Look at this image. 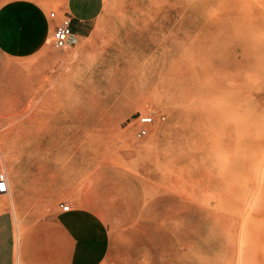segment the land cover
Returning a JSON list of instances; mask_svg holds the SVG:
<instances>
[{"label": "rangeland", "instance_id": "rangeland-1", "mask_svg": "<svg viewBox=\"0 0 264 264\" xmlns=\"http://www.w3.org/2000/svg\"><path fill=\"white\" fill-rule=\"evenodd\" d=\"M61 1L39 0L46 43L0 56V204L14 209L15 153L63 178L15 215L92 210L109 236L101 264H264V0H103L92 34L56 49Z\"/></svg>", "mask_w": 264, "mask_h": 264}, {"label": "crops", "instance_id": "crops-1", "mask_svg": "<svg viewBox=\"0 0 264 264\" xmlns=\"http://www.w3.org/2000/svg\"><path fill=\"white\" fill-rule=\"evenodd\" d=\"M61 4L54 25L61 16H68L72 43L88 38L102 12L103 0H62ZM50 25L39 0H8L1 4L0 56L24 52L22 48L31 46L26 38L45 39L46 43L50 37L47 36ZM2 119H5V113L0 114ZM5 130L3 121L0 125L1 165H5ZM7 166L19 173L21 185L13 200L14 209L11 201L0 204V264H101L107 256L109 236L102 219L92 210L70 206L69 211L63 212L60 202L48 217L34 226L30 225L29 217L15 215L18 208L24 205L27 194L36 190L37 184L63 182V178L55 179L52 174L53 178L49 179L50 173L45 170V164L15 153ZM17 222L28 230L20 238L16 232Z\"/></svg>", "mask_w": 264, "mask_h": 264}, {"label": "built area", "instance_id": "built-area-1", "mask_svg": "<svg viewBox=\"0 0 264 264\" xmlns=\"http://www.w3.org/2000/svg\"><path fill=\"white\" fill-rule=\"evenodd\" d=\"M49 17L52 20L57 19V13L51 11ZM52 46L56 49H64L69 44L72 43V33L70 29V19L68 16H61L57 23L53 26L52 29ZM138 129L135 133L137 138H142L147 135V127L151 125L154 121L151 115L138 116ZM0 184H3L4 187L0 188V195L7 193L8 183L7 177L3 171L0 172ZM59 207L61 211L66 212L71 209L68 204L60 203Z\"/></svg>", "mask_w": 264, "mask_h": 264}, {"label": "bare ground", "instance_id": "bare-ground-1", "mask_svg": "<svg viewBox=\"0 0 264 264\" xmlns=\"http://www.w3.org/2000/svg\"><path fill=\"white\" fill-rule=\"evenodd\" d=\"M213 10V9H212ZM263 10V9H262ZM214 12V11H213ZM238 17V16H237ZM254 78V77H253ZM252 79V78H251ZM250 79V80H251ZM255 84V83H254ZM253 94V93H252ZM253 97V96H252ZM255 97V96H254ZM255 99V98H254ZM259 100V99H258ZM254 101V100H253ZM258 102V101H257ZM260 103V101L258 102V104ZM264 105V104H263ZM243 122V121H242ZM245 122V121H244ZM165 128H163V130H164ZM162 130L161 129H157L156 131H155V133L153 134V138H152V140L149 142V143H147L146 145H144V147H148V146H150V144H152V142L154 141L153 139H154V137H157L159 134H160V132H161ZM7 183H8V191H11V185H10V182H9V180L7 179Z\"/></svg>", "mask_w": 264, "mask_h": 264}, {"label": "snow or ice", "instance_id": "snow-or-ice-1", "mask_svg": "<svg viewBox=\"0 0 264 264\" xmlns=\"http://www.w3.org/2000/svg\"><path fill=\"white\" fill-rule=\"evenodd\" d=\"M4 187V185L3 184H0V188H3Z\"/></svg>", "mask_w": 264, "mask_h": 264}]
</instances>
